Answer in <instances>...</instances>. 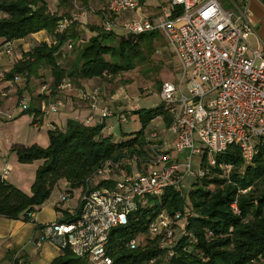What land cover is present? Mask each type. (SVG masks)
Segmentation results:
<instances>
[{
	"label": "built area",
	"instance_id": "2783aa9c",
	"mask_svg": "<svg viewBox=\"0 0 264 264\" xmlns=\"http://www.w3.org/2000/svg\"><path fill=\"white\" fill-rule=\"evenodd\" d=\"M104 6L101 16L105 31L119 28L134 35L160 31L179 62L180 77L176 82L164 81L161 85L162 102L173 118L165 138L159 139L158 131L146 135L149 148L146 160L142 161L137 154L131 155L134 157L131 159L126 154L102 162L86 178L78 204L69 211V216L62 215L59 220L40 225V236L31 240L36 248L46 240L61 251L70 248L88 264H112L113 258L108 253L111 231L127 225L136 210L148 206L150 197L161 196L168 187L184 196L185 179L190 177L194 181L205 175L201 165L193 164L195 154L202 157L206 154L208 164L214 166L217 154L224 153L230 145H238L245 163H251L258 145H264V46L258 49L251 45L250 35L257 31L247 8L236 5L235 11L227 10L220 0H169L150 19L123 17L127 12L138 11L141 0H104ZM75 21L76 18L63 17L56 32H64ZM13 47L14 41H8L3 52L14 55ZM68 47L72 48L73 42ZM20 79L16 77V81ZM67 88H72L70 82L58 86L59 91ZM48 89L49 84H41L40 94L51 97ZM82 98L91 111L81 120L86 125L103 123L113 116L120 123L127 118L101 106L99 86ZM28 105L27 98L21 99L19 107L25 111ZM62 106L61 99L42 100L40 110L42 115L57 113ZM3 114L9 119L13 117L0 109V117ZM34 125L39 127L40 119ZM55 128L51 125L50 129ZM112 129L107 125L104 132L111 133ZM172 151L188 153L181 161L180 157H172ZM225 169L229 173L232 165H226ZM8 171L5 169L4 174ZM72 196L70 188L63 190L56 209L61 210ZM231 208L240 214L236 201ZM191 215L186 206L174 214L162 212L143 235L129 238L125 245L133 249L139 241L156 239L165 256L162 263L153 258L149 264H164L175 254L178 240L192 236L187 230ZM33 216L31 213L30 217Z\"/></svg>",
	"mask_w": 264,
	"mask_h": 264
},
{
	"label": "trees",
	"instance_id": "16d2710c",
	"mask_svg": "<svg viewBox=\"0 0 264 264\" xmlns=\"http://www.w3.org/2000/svg\"><path fill=\"white\" fill-rule=\"evenodd\" d=\"M63 17L50 9L48 0H0V46L40 31L53 37L51 43L42 41L31 50L23 51L0 77V86L5 82L17 83L18 76L26 81L25 89H29L30 81L41 76L42 68H47L51 79L43 80L40 86L47 83L48 92L56 94L64 81L81 86L83 80L115 78L132 71L139 64L151 62L159 43L166 44L157 30L118 35L115 31H105L103 25H96L92 26L93 34L88 40H82L83 45L72 47L76 53L74 60L64 66L63 60L68 57L65 44L81 39V34L75 26L62 33L56 32L58 21ZM162 83H157L159 92ZM25 89H19V99L25 97ZM3 92L0 88V107L4 103ZM44 95L31 93L35 101L22 112L33 114V124L42 119L39 105L46 99ZM134 111L141 128L118 141L112 132H104L105 122L86 125L78 119H69L65 128L49 129L50 142L46 147L13 144L11 149L19 161L42 159L43 163L37 170L32 194L0 175V216L31 220V213L49 199L59 179L65 178L71 190L81 188L86 178L105 160L120 159L128 153L137 154L145 161L149 155L148 126L158 116L169 126L173 117L164 103ZM206 157L204 154L200 164L206 173L194 180L189 193L183 196L168 187L161 196L150 197L148 206L136 210L127 225L111 231L108 253L113 258L112 264H149L153 258L162 263L165 255L156 239L139 241L133 249L125 243L129 238L143 235L162 212L174 214L185 206L192 213L187 224L192 236L181 237L175 254L164 264H264V145H258L251 163H245L238 145H230L224 153L217 154L214 166L208 164ZM228 164L232 165L229 173L225 169ZM235 201L240 214H235L231 208ZM63 216L68 217L69 211L64 210ZM61 252L50 264H88L70 248Z\"/></svg>",
	"mask_w": 264,
	"mask_h": 264
},
{
	"label": "rangeland",
	"instance_id": "374dc122",
	"mask_svg": "<svg viewBox=\"0 0 264 264\" xmlns=\"http://www.w3.org/2000/svg\"><path fill=\"white\" fill-rule=\"evenodd\" d=\"M169 2V0H145L146 6L149 10H154L155 7L160 5L162 2ZM247 0H220L223 7L227 10L235 11L237 6H240L242 9H246ZM50 3V9L53 12L61 13L65 17L76 18L75 24L84 25L88 30H82L80 32L81 42L80 40L73 42V47H79L84 44V41H87L90 36V31L92 26H101L105 21L101 16V10H103L104 0H58V2H54L53 0H48ZM167 2V3H168ZM236 4H235V3ZM153 6V7H149ZM57 9V10H55ZM93 9V10H92ZM146 14L147 16L151 14L149 11ZM82 18V21H80ZM118 35L125 34L119 28L115 29ZM250 42L253 48L263 49L264 43L261 38L258 37V34H255V39L250 35ZM49 37L48 42H52V37L46 33L38 36V39L34 38H26L22 43H14L13 54L14 55H6L3 52V46H0V72L4 73L9 70L14 62L21 57V54L25 50H31L34 46L38 45L40 42L44 41L45 38ZM72 42V41H71ZM68 42L65 44L64 48L66 51L67 59L63 60L64 66L66 64H71L76 55L73 48H69ZM160 42V41H159ZM79 44V45H78ZM41 76L36 77V79L31 80L29 83V89H25L26 81L24 79H20L17 83H3L0 88L2 91L7 93V96L4 97L5 101L13 102L14 107L13 111L14 116L17 114V118L9 121V123L3 122V124H9L3 126V131L6 133V137L13 140V142H22L27 143L29 145L38 144L42 147H46L48 145V132L38 131L41 130L42 127H36L32 123L33 114L28 112L22 114L24 111L20 106V101L24 97L22 96L19 99L18 91L19 89L24 88L25 91L23 94H27V96L31 95V93H40V82L43 80H50V71L47 68H42L40 70ZM180 77L179 72V62L168 48L167 44L164 43L158 44L156 46V50L152 55L151 62L141 65L139 64L134 70L125 72L124 74L117 77H102L101 79H94V83H92V87L89 89H85V87H81L78 85L72 86L69 89L78 88L79 91L82 92V96L84 93H87L93 90L95 87L99 86L101 88V95L103 96L104 92L107 99L110 102L109 105H103L101 101V106L107 107L111 109L115 115L116 114H125L126 119L123 122H119L117 116H113L108 118L109 125L112 126V133L115 140H121L125 138V134H130L132 132L138 131L141 128V123L137 114H135L134 110L137 108H146L149 109L151 107L158 106L163 103L162 98L160 96L159 88L157 86L158 81L162 83V81H171L176 82ZM8 84V85H7ZM74 84V83H73ZM28 100V104H30V97H25ZM3 103V105H4ZM3 105L0 107L2 108ZM138 105V107H136ZM29 107V105H28ZM22 114V115H21ZM36 127V128H35ZM167 123L162 116L156 117L148 126L147 134L151 131L159 132V139H163L166 136ZM39 128V129H38ZM127 137V136H126ZM170 140H172V136H168ZM1 140V139H0ZM1 143L3 141L1 140ZM19 143V144H22ZM16 144V143H15ZM199 145L201 143L198 142ZM170 148V144L168 145ZM12 151V149H10ZM188 151H184L181 153H177L172 151V157H180L182 161L184 155L187 154ZM126 157L134 158L133 156L126 153ZM5 161H8V170L11 171V175L5 176V179L21 189L22 191L32 194V185L36 179V173L40 165H42L43 160L37 159L30 162H21L19 161L16 154L12 151V154L9 160L2 156L0 153V168H2ZM202 161V156L199 154H195L193 157V164L195 166H199ZM210 168V167H209ZM206 170V169H205ZM4 173V169L0 171V173ZM0 174V175H2ZM192 179L187 177L183 183V189L185 194L189 193L192 187ZM68 188V182L65 178H61L57 181L54 189L49 196V199L44 204L55 203L59 200L60 194L63 190ZM73 197L72 200L68 203L65 202L62 206V209H65V206L71 205L74 207L77 206L78 197L81 192V188L73 189ZM68 201V200H67ZM77 201V202H76ZM43 204V205H44ZM42 205V206H43ZM39 211V209L37 210ZM62 217V216H61ZM61 217L59 219H61ZM56 219V220H59ZM43 223V224H48ZM41 224V225H43ZM50 242L48 240L44 241V243ZM168 261V260H167ZM166 261V263H167Z\"/></svg>",
	"mask_w": 264,
	"mask_h": 264
},
{
	"label": "crops",
	"instance_id": "0c3cea01",
	"mask_svg": "<svg viewBox=\"0 0 264 264\" xmlns=\"http://www.w3.org/2000/svg\"><path fill=\"white\" fill-rule=\"evenodd\" d=\"M53 1L58 2V0ZM167 2H162L160 5L155 7L154 10H149L147 8L148 6H146L145 0H141V7L138 9V11L127 12L124 14L123 17L150 19L155 18L160 13L161 7ZM246 2V8L250 13L252 24L254 25L257 31L258 37L261 38L262 42L264 43V2L262 0H247ZM148 11L151 14L147 16L146 14H148ZM80 21H82V18ZM74 26L79 31V33L82 32V30H88L86 27H84V25L75 24ZM43 33L48 34L46 31H40L38 33L31 34L26 38L31 37L37 40L38 36L42 35ZM89 33L93 34L91 31ZM252 37L255 39V35H253ZM26 38L15 40L14 43H22ZM48 40L49 37L44 39V41L47 42ZM78 40H80V38ZM94 81V79L83 80L81 83V87L83 86L85 87V89H89L90 87H92L91 85L92 83H94ZM72 86H75V84L72 83ZM44 96L46 97V99H43V101L45 100L47 102L54 101L56 99H61L63 101V106L60 107L57 113H49L42 116V119L40 121L41 125L39 126V128L42 127V129L38 130L40 132H48L51 128V125H54L59 128H65L69 119H78L81 121L91 112L88 103L82 98V92L79 91L78 88H67L65 90L58 91L56 94H52L51 97L46 94ZM25 97H30V105H33V101L35 100L32 101L31 95L27 96V94H25ZM107 98L108 97H106L104 92L102 96L103 105H109L108 102L110 101ZM12 103L13 102L5 101L3 107L0 109L4 113L11 114L12 116H14L15 113L13 111H15L14 107L16 106H14ZM41 103L42 101L40 102V105ZM17 117V114L14 118L10 119L5 114L1 115L0 117V139L3 141V143H1L0 140V153L3 157L7 158L8 160L12 154V151L10 150L12 145L15 143L22 142H13L12 139L4 135L6 133L3 131V126L9 124H3V122L9 123V121H12ZM109 122L108 119L105 121L106 126L109 125ZM49 142L50 141L48 138V145ZM22 144L29 145L27 143ZM7 168L8 161H5L2 168H0V171L3 169L5 171V169ZM0 174H2V172ZM9 175H11L10 170L7 174L3 173L2 177L5 178V176ZM72 197L66 202L68 203L69 201H71ZM56 203L57 201L49 205L44 204L39 208V211H36L34 213L33 218L29 221L23 219H11L4 216H0V264H50L56 257L62 254L61 250L53 243L47 242L44 243L40 248H36V246L31 242L32 239H37L40 236L41 230L39 229V227L41 224L59 219L63 215L64 210L72 211L74 209L73 206L68 205L64 207L65 209L57 210ZM14 260H16L17 262H14Z\"/></svg>",
	"mask_w": 264,
	"mask_h": 264
}]
</instances>
